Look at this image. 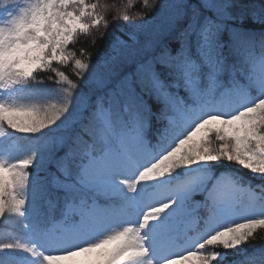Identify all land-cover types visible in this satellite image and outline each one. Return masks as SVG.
Segmentation results:
<instances>
[{"label":"snow or ice","instance_id":"1","mask_svg":"<svg viewBox=\"0 0 264 264\" xmlns=\"http://www.w3.org/2000/svg\"><path fill=\"white\" fill-rule=\"evenodd\" d=\"M0 222V264H264V0H0Z\"/></svg>","mask_w":264,"mask_h":264},{"label":"trees","instance_id":"2","mask_svg":"<svg viewBox=\"0 0 264 264\" xmlns=\"http://www.w3.org/2000/svg\"><path fill=\"white\" fill-rule=\"evenodd\" d=\"M109 2H112V0H109ZM117 2H119V0H117ZM81 43L83 44L84 47H88V44L85 42L84 37H81ZM65 71H68L69 74H71L70 69H65ZM3 228H4V224L0 222V238H2L3 236Z\"/></svg>","mask_w":264,"mask_h":264}]
</instances>
